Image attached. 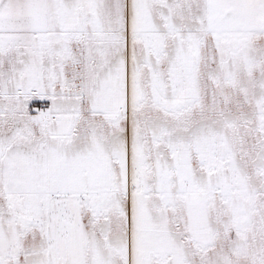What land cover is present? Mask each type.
Listing matches in <instances>:
<instances>
[{"label":"snow or ice","instance_id":"6c2138e0","mask_svg":"<svg viewBox=\"0 0 264 264\" xmlns=\"http://www.w3.org/2000/svg\"><path fill=\"white\" fill-rule=\"evenodd\" d=\"M0 264H264V0H0Z\"/></svg>","mask_w":264,"mask_h":264}]
</instances>
